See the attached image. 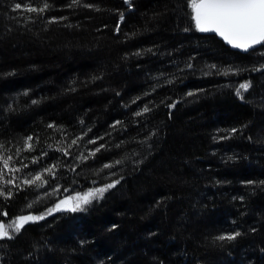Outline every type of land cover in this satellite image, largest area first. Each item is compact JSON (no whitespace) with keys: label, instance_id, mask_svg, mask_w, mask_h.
I'll list each match as a JSON object with an SVG mask.
<instances>
[{"label":"trees","instance_id":"obj_1","mask_svg":"<svg viewBox=\"0 0 264 264\" xmlns=\"http://www.w3.org/2000/svg\"><path fill=\"white\" fill-rule=\"evenodd\" d=\"M46 2L0 0V223L44 216L0 264H264V45L198 31L189 0Z\"/></svg>","mask_w":264,"mask_h":264},{"label":"snow or ice","instance_id":"obj_2","mask_svg":"<svg viewBox=\"0 0 264 264\" xmlns=\"http://www.w3.org/2000/svg\"><path fill=\"white\" fill-rule=\"evenodd\" d=\"M73 2L79 3V0H73ZM86 6L91 7V5ZM189 7L191 8L192 19L198 31L216 33L232 47L243 51H248L257 45H264V0H189ZM48 8L49 4L45 0L43 6L39 8L32 7L31 4H26L22 7L20 3H16L13 10H23L42 14L47 11ZM121 19H123L122 16ZM188 67L191 68V65L189 64ZM210 67L215 68V65ZM249 86L250 85L247 83L240 84L236 94L241 96L240 90L246 91ZM188 95H193V93L190 92ZM33 103H35V101H33ZM172 107H175V105H172ZM143 111L148 112L149 109L145 107ZM140 114L141 113H137V115ZM49 127L55 126L49 125ZM233 131L235 130L233 129ZM31 139L32 138L29 137L28 140L25 141L29 149L32 147L30 143ZM90 142L95 143V141ZM71 143L76 144L77 141L73 140ZM60 151H63V149H60ZM98 151H100L99 148L96 149V152ZM65 155H67V152H65ZM92 155L94 156L95 152L92 153ZM33 162L35 163V161ZM3 163L4 167L7 168V160H4ZM116 163L119 164L120 161H116ZM55 167L56 165H53L52 168L45 169V171L49 174H53V169ZM105 167L110 168L113 167V165H105ZM2 176L3 173H0V179H2ZM11 182V180L4 181L6 184H10ZM37 182L41 183L38 184ZM24 183L39 188L47 182L43 181L42 174H37L32 180H25ZM114 186V184H109L106 188H98L84 195L74 196L71 200H62L60 203L56 204L54 208L49 209L48 214L50 215L53 212L62 210L73 212L83 210V206L91 203L93 199L102 198V194L107 191V189ZM2 195H4V193L0 192V196ZM28 207H31V205ZM43 219L44 216L22 215L12 220L8 227L5 226V223H0V240L12 239V233H19L27 223ZM9 227L12 229V233L8 231ZM240 235L239 232H235L230 235H221L217 237V239L220 241H233Z\"/></svg>","mask_w":264,"mask_h":264},{"label":"water","instance_id":"obj_3","mask_svg":"<svg viewBox=\"0 0 264 264\" xmlns=\"http://www.w3.org/2000/svg\"><path fill=\"white\" fill-rule=\"evenodd\" d=\"M206 34L217 37L221 42L224 43V45H225L226 47L230 48V49L233 50V51L240 52V53H243V54H247V53L253 52V51H255V50H257V49H259V48L261 47V45H257V46H255L254 48L249 49L248 51H243V50H241V49H238V48H234V47H232V46H231L230 44H228V43H227V42H226L221 36H219V35L216 34V33L208 32V33H206Z\"/></svg>","mask_w":264,"mask_h":264},{"label":"rangeland","instance_id":"obj_4","mask_svg":"<svg viewBox=\"0 0 264 264\" xmlns=\"http://www.w3.org/2000/svg\"><path fill=\"white\" fill-rule=\"evenodd\" d=\"M65 200H71V199H65Z\"/></svg>","mask_w":264,"mask_h":264}]
</instances>
